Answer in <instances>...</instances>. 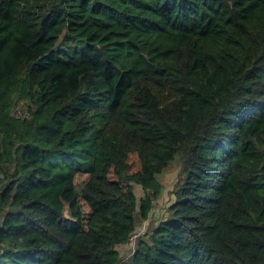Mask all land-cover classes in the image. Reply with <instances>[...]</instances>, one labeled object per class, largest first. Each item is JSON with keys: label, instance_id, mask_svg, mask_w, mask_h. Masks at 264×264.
I'll use <instances>...</instances> for the list:
<instances>
[{"label": "trees", "instance_id": "trees-1", "mask_svg": "<svg viewBox=\"0 0 264 264\" xmlns=\"http://www.w3.org/2000/svg\"><path fill=\"white\" fill-rule=\"evenodd\" d=\"M0 264H264V0H0Z\"/></svg>", "mask_w": 264, "mask_h": 264}, {"label": "rangeland", "instance_id": "rangeland-1", "mask_svg": "<svg viewBox=\"0 0 264 264\" xmlns=\"http://www.w3.org/2000/svg\"><path fill=\"white\" fill-rule=\"evenodd\" d=\"M180 165L178 161H172L167 165L166 168L159 175V181L162 184L163 191L161 197L155 201L154 207L150 212L149 219L141 220L139 217L137 218V226L134 231L136 236L133 238V242H128L127 244L120 245L118 250L121 252L122 261H127L131 259V255L135 249V245L139 239L144 238V233L148 232L149 227H151L153 221L157 223L158 220H162L166 217V208L168 205L174 200V191L178 185V182L181 178L179 173ZM84 177L78 178L77 182H82ZM135 191L137 197L142 196V189L140 185H135ZM149 220H151L149 222Z\"/></svg>", "mask_w": 264, "mask_h": 264}, {"label": "built area", "instance_id": "built-area-1", "mask_svg": "<svg viewBox=\"0 0 264 264\" xmlns=\"http://www.w3.org/2000/svg\"><path fill=\"white\" fill-rule=\"evenodd\" d=\"M136 236V234H134V232L129 236L128 240L130 242H133V238Z\"/></svg>", "mask_w": 264, "mask_h": 264}]
</instances>
